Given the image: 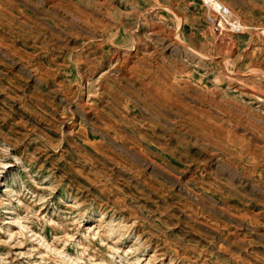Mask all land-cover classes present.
<instances>
[{
	"label": "rangeland",
	"instance_id": "rangeland-1",
	"mask_svg": "<svg viewBox=\"0 0 264 264\" xmlns=\"http://www.w3.org/2000/svg\"><path fill=\"white\" fill-rule=\"evenodd\" d=\"M219 1L0 0V264H264V0Z\"/></svg>",
	"mask_w": 264,
	"mask_h": 264
},
{
	"label": "built area",
	"instance_id": "built-area-1",
	"mask_svg": "<svg viewBox=\"0 0 264 264\" xmlns=\"http://www.w3.org/2000/svg\"><path fill=\"white\" fill-rule=\"evenodd\" d=\"M215 2L216 7H213L211 4L212 2ZM205 8H206V16L207 18L215 25L221 26L223 25H228V28L231 29L232 31H236L240 28L239 22L237 19L232 18L229 12L228 7L223 4L219 0H202ZM210 7V8H209ZM215 9H213V8ZM208 10H212L215 13V18L210 19V15L208 14Z\"/></svg>",
	"mask_w": 264,
	"mask_h": 264
},
{
	"label": "bare ground",
	"instance_id": "bare-ground-1",
	"mask_svg": "<svg viewBox=\"0 0 264 264\" xmlns=\"http://www.w3.org/2000/svg\"><path fill=\"white\" fill-rule=\"evenodd\" d=\"M211 5H212L213 7H216V5H215V2H214V1L212 2V4H211ZM211 13H213V12H211ZM213 14H214V15H213ZM213 14H212V16H213L212 18H215V16H216V15H215V13H213Z\"/></svg>",
	"mask_w": 264,
	"mask_h": 264
}]
</instances>
